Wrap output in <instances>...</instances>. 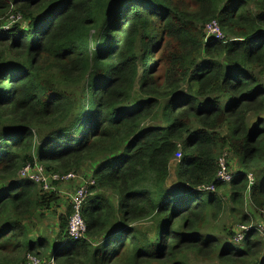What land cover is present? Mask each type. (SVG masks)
<instances>
[{
  "label": "trees",
  "instance_id": "16d2710c",
  "mask_svg": "<svg viewBox=\"0 0 264 264\" xmlns=\"http://www.w3.org/2000/svg\"><path fill=\"white\" fill-rule=\"evenodd\" d=\"M212 22L223 41L205 39ZM0 29V264H264L254 229L241 246L200 234L225 209L220 190L232 214L246 197L264 209V0H0ZM35 164L93 166L83 239L66 235L71 206L58 244L33 237L58 203L20 178Z\"/></svg>",
  "mask_w": 264,
  "mask_h": 264
},
{
  "label": "rangeland",
  "instance_id": "374dc122",
  "mask_svg": "<svg viewBox=\"0 0 264 264\" xmlns=\"http://www.w3.org/2000/svg\"><path fill=\"white\" fill-rule=\"evenodd\" d=\"M248 8L250 10H253L254 5L249 4ZM6 20H8V22H10V24L12 25L20 23L18 17L14 18L13 16L11 17L8 16L3 21ZM4 27H6L7 29L8 25L6 24ZM90 34L94 35L95 30H91ZM210 36L213 37V35ZM99 43L101 44L102 42H98L97 45L94 44L92 46L91 44H89L88 51L91 54H93L92 52L93 49H95V47L98 46ZM157 58L158 55H155V59H156L155 76L160 77V81H161L164 75L165 67L162 62H159V60H157ZM141 75H142V68L138 66V79L141 78ZM178 160L179 159L176 158L175 161L172 162V164L170 165V178L168 180L167 187H171L175 184L174 176H175L176 167L178 165ZM182 166L183 163L181 164L180 168H182ZM90 168L93 169V166L89 167L86 165L85 168L82 171H80L79 174L76 176H70L69 179H65V178H63L62 180L60 179L58 180V182H55L53 184H51V182L48 183V187L53 188L54 191L46 190L45 192L49 194L55 193L56 196L58 197L57 200L58 203L56 204V206L52 208L51 212H46L44 214L42 213L40 215H37L31 221L32 222L31 226L33 231L32 235H35L33 237H37V236L42 237L46 239V241L50 245L53 244L52 241L55 240V236L58 232V228H57L59 224L58 217L59 215L65 214L67 207L70 206L68 196L71 195L73 192L77 191L80 188V186L85 184L86 178L88 177V172L91 171ZM87 179L90 180L89 177ZM213 191H215V189ZM218 195L220 198L223 199L225 209L223 210V212H221L217 220L208 218L207 223L203 225V228H201L200 234L203 236H212L218 238L220 240H223V242H225L226 244L241 246V241L245 237V234H247L250 230L254 229L256 235L259 238L258 242L261 243L264 247V209L255 208L254 206H252L248 197H246L242 209L238 213L232 214L230 213L229 210L231 205L228 199V192L223 189L218 191ZM106 196H108L110 199L113 200L112 204L116 207L117 206L116 198H113L112 197L113 195L110 194L108 195L106 194ZM243 216H246V218L250 220L248 226L246 227L240 224V219ZM143 224L146 227H150V230H153V232H150L151 234L150 238L154 239L155 238L154 230L156 228L153 229V225L149 224V222L147 221L144 222ZM244 229H248V232L245 233L246 230ZM234 231L235 232L237 231L236 235ZM241 232H243V236L241 239H239L238 236ZM50 233L52 235H50ZM263 249L264 248H262V250ZM182 260L185 262V264H219L216 259H210V260L200 259L195 257V255L191 253L184 254ZM24 261L26 262L25 257H24Z\"/></svg>",
  "mask_w": 264,
  "mask_h": 264
},
{
  "label": "built area",
  "instance_id": "2783aa9c",
  "mask_svg": "<svg viewBox=\"0 0 264 264\" xmlns=\"http://www.w3.org/2000/svg\"><path fill=\"white\" fill-rule=\"evenodd\" d=\"M7 29L6 27H2V30H7ZM210 35H213V37ZM205 39H207V41L217 40L219 42L224 40V35L215 22H212L210 25L206 27V38ZM220 170L221 171L218 174L219 180L223 183H228L233 177V175L226 171V168L222 160L220 161ZM70 176H76V175L70 174V175L60 176L57 174L54 175L52 173L46 174L43 168L37 164H35L34 168H30V166H27L20 173V178L29 179L36 183H40L42 190L44 192L46 190L54 191L53 188L48 187L49 182L53 184L55 182H58V180L60 179L62 180L63 178L69 179ZM92 184H93L92 181L86 180L85 184L80 186V188L77 191L73 192L71 195L68 196L69 203L71 206V211H72L71 212L72 214L70 215L68 219V227L66 231V235L68 239L77 241L85 237L86 227H85L84 221L81 216V211H82L84 200L88 195V188ZM201 190L211 192L214 190V188L211 186V187H207ZM244 230H246L245 233L248 232V229H244ZM242 236H243V232L239 234L238 236L239 239H241ZM25 258H26L25 264H55L53 259H48V260L43 261L40 258L35 257L33 255H26Z\"/></svg>",
  "mask_w": 264,
  "mask_h": 264
},
{
  "label": "crops",
  "instance_id": "0c3cea01",
  "mask_svg": "<svg viewBox=\"0 0 264 264\" xmlns=\"http://www.w3.org/2000/svg\"><path fill=\"white\" fill-rule=\"evenodd\" d=\"M90 170L92 171V169L90 168ZM91 171H89L88 172V174L91 172ZM52 233H53V231H52ZM50 235H52L51 233H50ZM56 238V237H55ZM54 242V244H58L59 242L55 239L54 241H52V243ZM58 242V243H57Z\"/></svg>",
  "mask_w": 264,
  "mask_h": 264
}]
</instances>
